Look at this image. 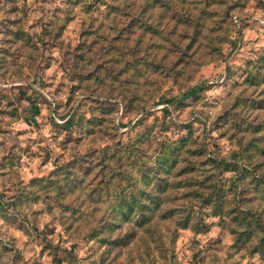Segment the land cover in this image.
<instances>
[{
	"label": "rangeland",
	"instance_id": "obj_1",
	"mask_svg": "<svg viewBox=\"0 0 264 264\" xmlns=\"http://www.w3.org/2000/svg\"><path fill=\"white\" fill-rule=\"evenodd\" d=\"M160 2L0 0V264H264L255 235L173 194L161 209L205 230L158 212L122 246L132 225H109L117 168L140 187L134 156L185 135L250 168L226 204L264 224V0Z\"/></svg>",
	"mask_w": 264,
	"mask_h": 264
},
{
	"label": "trees",
	"instance_id": "obj_2",
	"mask_svg": "<svg viewBox=\"0 0 264 264\" xmlns=\"http://www.w3.org/2000/svg\"><path fill=\"white\" fill-rule=\"evenodd\" d=\"M140 1L142 5L148 2V0ZM156 1L161 6L160 0ZM263 52L264 50L260 52L253 66L264 74ZM188 141L191 140L188 135H185L174 140L159 142L157 152L152 156L150 164L144 166L138 165V157L134 156L131 167H136L138 171V177L137 180L134 179V183L140 182V187L128 188L126 184H123L127 177L124 176L126 174L123 175L124 171L117 168L114 172L120 180L118 181L119 189L113 196L115 215L112 219L117 222L112 221L109 225L116 226L122 222L133 226L128 231L127 237L123 235L118 238L119 244L122 246L128 244V241L132 239L131 232L134 233V228L145 231L152 216L158 212L157 215L163 219L177 215L176 223L180 228H186L190 224L195 230H205L208 225L199 222L196 212L186 210L182 204L169 206L170 208H165L166 210L161 209L163 204L169 202V196L173 194L172 197L177 200L187 198L198 201L199 208L206 210L208 215L218 219H228L235 227L233 233L237 243L244 239L248 240L250 234L255 235L257 242L251 244V250L261 255L264 251V224L253 212L226 204L230 202L227 191L235 189L236 183L238 184L248 176V173L250 174V168L234 166L223 158L204 160L202 146L197 144L195 148H187ZM137 149H134V152H137ZM200 167L207 168L200 170ZM226 171L231 172L233 177L224 184L216 174ZM127 175L131 177L130 174ZM251 176H253L252 179L257 178V175L253 173ZM106 230L110 231V228Z\"/></svg>",
	"mask_w": 264,
	"mask_h": 264
}]
</instances>
